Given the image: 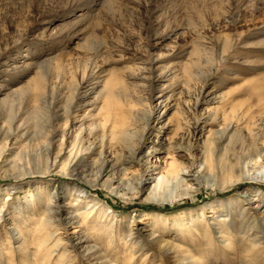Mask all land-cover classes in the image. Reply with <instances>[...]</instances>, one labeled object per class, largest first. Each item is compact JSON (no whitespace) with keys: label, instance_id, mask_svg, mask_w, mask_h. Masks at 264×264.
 <instances>
[{"label":"rangeland","instance_id":"rangeland-1","mask_svg":"<svg viewBox=\"0 0 264 264\" xmlns=\"http://www.w3.org/2000/svg\"><path fill=\"white\" fill-rule=\"evenodd\" d=\"M263 87L264 0H0V264H264Z\"/></svg>","mask_w":264,"mask_h":264},{"label":"bare ground","instance_id":"bare-ground-1","mask_svg":"<svg viewBox=\"0 0 264 264\" xmlns=\"http://www.w3.org/2000/svg\"><path fill=\"white\" fill-rule=\"evenodd\" d=\"M39 78H41V77H39ZM261 90H262V92H264V87H263V89L261 88ZM262 99H263V96L260 95V97L258 98L257 104H254V103L250 102L248 108H246V109H243V107L241 106L242 114L233 115V118H237L240 121H243L244 119H247V120L251 121V123H248V126L246 127V130H247L246 133H245L246 136H244V134H243V132H244L243 129L240 130V131H237L236 134H235L236 136L245 138L246 141L250 142L249 143V148L251 150L250 151L251 153L249 154V156L251 158L252 157H259L262 154V152L264 151V111H262L264 106L261 105ZM255 107L258 108L256 111L254 110ZM236 113H237V111H236ZM255 119H258V121L253 124L252 120H255ZM145 123L144 124L147 126L148 125V120H146ZM99 125H101V124H99ZM230 128H231V126L228 125L225 128V132L229 131ZM247 132H248V134H247ZM134 135H137L136 132L135 131H131V129H128V128H126V129L122 128V130L120 132L116 131L114 133V138L116 137L120 141V142H116V143H118L116 145V149L117 150L115 152V156H116L117 162L126 163L128 161H130V162L138 161V162L141 163L144 160V158L147 159L146 163L149 162L150 154L148 155V158H146L147 156L144 157V158H142V156H140L139 151L141 149V142L137 143L136 139L133 140L132 138H133ZM210 136H211V134L209 135V137L207 139V145L211 144V142H212V139H211ZM174 149H177V148H174ZM126 151L128 152V155H126ZM146 163H145V165H146ZM184 165L185 164H180V163H177V162H173L168 167H166L165 168V172L163 174L164 175L163 179L158 182L157 186L155 187V190L153 192H151V195L156 196V197L157 196H161L158 193L161 189L158 192H157V190H158L159 187L162 186V184L166 183V179L169 178V177H171V178L176 177V179L178 180L177 184H178V187L180 189L187 188V189H183L182 192L180 194H178L179 196L176 197V199L181 197V196L183 197L185 195H190L191 191H188V186H189L188 185V176L186 177L185 174H181L186 169V165L185 166ZM76 171H77L76 169L72 170L73 173H76ZM204 172H205V170H204ZM71 176L72 177H77V178L79 177L78 174L77 175H74V174L72 175L71 174ZM101 176H102V174H100V175L98 174L97 177L93 181L90 180V181H87V183L91 184L95 188V187L98 186ZM239 178H238V180H239ZM163 181H164V183H163ZM177 192H179V191H177ZM51 196L53 197L54 195H51ZM38 197L40 199H42L43 195L39 194ZM163 199L169 200L170 198L168 199V197H166V198H163ZM163 199H161V200H163ZM161 200H159V202H161ZM89 201L91 203H94L92 208H91L92 210L95 209L96 206L100 204L99 202H96V200L92 199V198H90ZM89 201L87 202V205H91V203H89ZM169 201H174V200H169ZM55 211H56V209H54L52 204L49 203L47 205V207L45 208V218H44V220L41 223L42 227L47 228V227L53 225V223L55 222V219H54V215L56 213Z\"/></svg>","mask_w":264,"mask_h":264}]
</instances>
